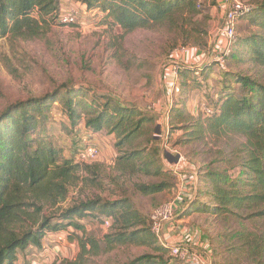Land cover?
<instances>
[{
	"label": "rangeland",
	"instance_id": "obj_1",
	"mask_svg": "<svg viewBox=\"0 0 264 264\" xmlns=\"http://www.w3.org/2000/svg\"><path fill=\"white\" fill-rule=\"evenodd\" d=\"M71 1L64 8L79 9L77 24L60 25L47 17L34 37L7 35L0 38V114L19 102L56 96L36 134L60 150L63 158L74 163L83 140L99 148V156L88 166V175L84 169L79 171L65 201L59 202L57 208L44 207L47 215L81 201L120 204L118 221L115 222V216H112L110 228L103 225L104 213L96 212L95 216L79 222L85 237L95 239L99 245V252L87 255L84 264H122L144 254L166 258V253L158 250V243L149 234L148 223L151 212L172 199L175 190L171 187L156 194L142 195L137 187L163 181L176 185V179H171L165 172L167 159L174 162L175 158L170 154L176 151L195 169L198 175L196 188L200 183L203 186L199 203L208 204L211 199L206 191V171L229 170L230 175L235 176L238 162L245 156L238 153L244 139L234 134H204L199 139L187 137L185 127L197 118L203 119L204 108H208L220 92L224 79L222 70L216 67L218 69L204 70L199 75L195 71L200 68L191 65L189 68L195 66L196 70L181 75V93L170 105L166 104L161 78L163 68L171 60L170 53L176 47L198 51L202 58L212 51L222 11L217 0H197L193 14L177 16L170 23L124 32L105 22L99 10L89 11ZM243 1L253 5L264 2ZM245 24H239L237 37L256 32L254 27ZM239 54V58L227 60L224 72L247 76L264 84V67L254 64L244 47L240 48ZM65 90L75 91L74 100L80 103L79 112L84 117L109 99L138 110L150 120L129 146L117 148L115 144L119 141L107 130L92 134L82 123L71 128L62 105ZM131 152H137L134 160L131 157V164H118L120 157L126 158ZM159 169L165 174L157 175ZM240 214L242 217L195 212L181 218L209 238L214 248L210 264H254L257 258L244 252L243 240L239 242L237 234L264 233V221L247 219L245 211ZM128 215L136 216L139 222L134 223L129 217L125 220V228H121L123 217ZM122 234L126 235L122 243H107L108 239ZM76 236L81 237L82 233L69 229L51 234L42 241L40 250L31 247L25 254L19 252L15 264L74 262L79 254Z\"/></svg>",
	"mask_w": 264,
	"mask_h": 264
},
{
	"label": "trees",
	"instance_id": "obj_2",
	"mask_svg": "<svg viewBox=\"0 0 264 264\" xmlns=\"http://www.w3.org/2000/svg\"><path fill=\"white\" fill-rule=\"evenodd\" d=\"M72 1L89 11L99 10L105 22L124 32L173 22L177 16L193 14L197 4V0ZM249 5L251 10L240 17L237 30L239 24L244 22L248 27H254L256 32L245 37L236 36L226 65L228 59L239 58L240 48L244 47L251 61L264 67V2ZM64 6L63 0H0V38L7 35L34 37L47 17L60 24V19L68 8ZM216 67L212 63L195 72L202 75L204 70ZM189 70L196 68L183 67L179 71L180 93L181 75ZM224 71L222 70L224 79L220 92L207 105L211 115L203 112V119L197 118L189 127H185L187 137L199 139L204 134H234L244 139L238 153L245 156L240 158L235 176H231L229 170L206 171L208 188H205L211 201L208 204L199 203L203 189L200 183L196 198L182 215L205 212L213 216L230 214L242 217L240 213L245 211L248 213L247 219L264 221V84L247 76ZM75 95V91L65 90L62 101L71 128L82 123L84 129L92 134L107 130L119 141L115 144L117 148L129 146L150 120L138 110L121 106L109 99L101 108L87 112L84 117L79 112L80 103L74 100ZM55 98L56 96L46 95L19 102L0 114V264H15L19 252L25 254L31 247L40 250L42 241L49 235L69 229L80 231L82 236H76L79 247L77 259L65 264H84L87 255L99 252V245L95 239L85 237L84 228L79 222L86 217L95 216L96 212L104 213L103 221L110 219L111 226L112 216H115V222L118 221L120 204H103L98 200L81 201L45 215L44 207L57 208L59 202H64L68 189L76 183L75 176L83 169L87 172L91 165L63 158L60 150L53 148L36 134L37 128L43 126L44 114L55 102ZM136 153L131 152L126 158L120 157L118 164H131V157L134 160ZM155 153L158 154L157 149ZM165 172L174 180L170 172ZM165 172L159 169L156 174L164 175ZM171 187L174 191L175 183L167 184L163 181L139 185L137 189L142 195H152ZM129 217L131 216L123 217L121 228H125V220ZM131 218L132 222H139L136 216ZM148 232L152 236L149 223ZM125 236L122 234L108 239L107 243H122ZM237 236L238 241L243 240L244 252L249 257L257 258L253 259L254 264H262L264 233L241 232ZM205 237L210 244L209 238ZM210 246L213 251V246ZM159 247V251L166 253V258L158 254H144L122 264H179L169 257L167 248Z\"/></svg>",
	"mask_w": 264,
	"mask_h": 264
},
{
	"label": "built area",
	"instance_id": "obj_3",
	"mask_svg": "<svg viewBox=\"0 0 264 264\" xmlns=\"http://www.w3.org/2000/svg\"><path fill=\"white\" fill-rule=\"evenodd\" d=\"M217 1L222 16L212 51L207 52L202 58L198 51L178 46L170 53L169 65L165 66L161 72L165 86V101L168 105L180 92L179 71L183 67L189 68L191 65H196L199 69L214 63L219 69H226V59L236 41L238 21L241 16L250 12L251 6L243 0ZM78 16L79 9L71 6L61 17L60 25L77 24ZM204 112L206 115H211L208 108H204ZM83 141L78 148L76 162L91 164L99 156V148L90 142ZM170 155L175 158V161L167 159L165 168L176 179L174 196L151 212L150 232L158 245L167 248L169 257L179 264H210L212 248L207 238L198 228L190 226L183 217L181 218L182 213L196 198L198 175L181 154L174 151ZM103 225L110 228V219H104Z\"/></svg>",
	"mask_w": 264,
	"mask_h": 264
},
{
	"label": "crops",
	"instance_id": "obj_4",
	"mask_svg": "<svg viewBox=\"0 0 264 264\" xmlns=\"http://www.w3.org/2000/svg\"><path fill=\"white\" fill-rule=\"evenodd\" d=\"M67 2H68V0H63V3H64V4H67ZM77 5H79V4L77 3ZM69 6H70V5H69ZM183 220L187 222V220H186L185 218H183Z\"/></svg>",
	"mask_w": 264,
	"mask_h": 264
}]
</instances>
